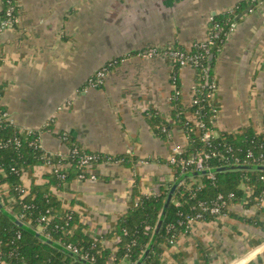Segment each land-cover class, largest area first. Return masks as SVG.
<instances>
[{"label": "crops", "instance_id": "0c3cea01", "mask_svg": "<svg viewBox=\"0 0 264 264\" xmlns=\"http://www.w3.org/2000/svg\"><path fill=\"white\" fill-rule=\"evenodd\" d=\"M240 1L17 0L14 26L0 28V102L14 126L41 131L51 121L52 128L41 134L50 154H68L66 140L71 137L90 152L138 158L134 167L97 163L95 180L76 179L69 191L56 193L65 208L78 214L89 235L103 236L104 246L113 245L115 235L107 234L133 204L135 175L143 194L158 193L174 174L168 163L174 147L187 145L181 125L173 124L167 138L150 128L146 115L151 109L169 117L173 66L165 57L143 52L176 43L190 49L207 36L212 16ZM258 1L242 13L214 67L219 131L250 125L258 132L264 129V1ZM116 57L121 60L105 83L89 86L91 75ZM194 78L192 67L181 68L186 104L194 94ZM23 170L27 190L34 181L46 183L51 174L44 164ZM8 186L3 184L2 191L11 212ZM160 260L264 264V200L254 206L232 204L227 216L197 221L191 232L166 247ZM118 264L137 262L123 257Z\"/></svg>", "mask_w": 264, "mask_h": 264}, {"label": "trees", "instance_id": "16d2710c", "mask_svg": "<svg viewBox=\"0 0 264 264\" xmlns=\"http://www.w3.org/2000/svg\"><path fill=\"white\" fill-rule=\"evenodd\" d=\"M257 1L242 0L233 8L212 16L213 18L209 21L207 36L211 37L216 32H219V35L214 38L213 44H210L209 53L201 48L197 41V45L194 44L190 49L179 43L173 45L174 48L193 54L199 53L202 56L200 65L194 70L196 89L194 100L197 102L184 103L180 79L181 64L173 62V76L170 80L175 88L170 97L169 117L160 110L151 109L147 112L146 118L152 132L161 138H167L173 124L183 126L187 137V147L183 149L182 157L192 156L206 147L202 137L205 130L209 129L215 136L212 139L213 145L207 147L208 150L215 149L225 152L228 146H232L234 152L241 157L243 164L264 162V156L263 160L245 159L246 152L250 148L257 157L264 154V129L258 132L253 125H250L236 132L219 131L216 122L218 109L213 106V97L216 92L214 67L217 58L228 40L232 26L237 24L245 10ZM10 6H13L14 16L18 15L17 0H2L0 20L6 18V11ZM14 21L16 22V20ZM217 24L219 28L216 27ZM159 50L163 52L164 48ZM116 59L119 63L121 57H116ZM2 61L3 56L0 50V65ZM95 74L96 71L91 76ZM0 111H6L1 102ZM189 114L202 121L205 128L194 130L195 126L189 121ZM49 128H52L51 121H48V124L41 131L25 137L18 127L7 120V117L0 115V262L3 264H85L77 261L71 253L65 251L67 244L72 243L84 251L92 252L96 257L95 264H107L111 249L103 245V236L93 237L89 235L84 230L85 225L80 223L78 214L72 209L65 208L57 194L52 192V188L69 191L70 185L79 178L80 174L85 173L86 177L89 176L85 172V167L80 164V157L83 154L95 152L83 149L75 139L67 138L66 141L70 150L66 156L63 154H46L47 159L53 163L59 161L72 163L65 172V179L59 177L57 173H51L47 176L48 180L44 184L34 181L28 189L29 193L13 206L10 215L2 210V207L8 209L3 196V184H8L10 192L17 196L19 191L15 188L22 186L19 171L29 166L46 164L42 154L30 145V142L36 141ZM16 135L21 136L20 146H16L15 143L9 146L2 145ZM74 148L78 150L76 153H72ZM228 153L233 154V152ZM99 154V163L118 162L124 167H134L138 161V158L129 157L126 154ZM169 165L174 168V174L171 179L161 183L160 190L156 194H143L140 188V177L135 175L132 190L133 204L107 234L108 237L115 234L121 237L116 254L117 264L123 257L130 258L133 263L140 260L152 241L155 228L161 218L163 220L162 225L144 262L145 264H163L160 258L166 247L171 245V239H178L182 233L191 232L186 231V226L180 225L179 221L185 219L188 214L193 215L199 211L198 203L200 200L216 201L220 193L227 195L230 192H235L236 195L231 201L235 202L246 197L249 206L259 205L264 200V170L221 171L213 173L215 178L207 176L206 173L184 179L176 188L167 211L163 213L172 185L183 174L180 164L172 165L169 163ZM208 165L211 169L218 168L224 166V162L215 156L208 160ZM199 182L203 184L201 188H199ZM247 188L252 190L249 197L246 195ZM47 209H50V214L54 215L50 224L40 220L41 214L47 213ZM11 215L17 218L22 217V224L20 225L13 220ZM214 217L216 216L206 214L205 219ZM39 225L46 226V230L38 231ZM169 225H174V227L169 229Z\"/></svg>", "mask_w": 264, "mask_h": 264}, {"label": "built area", "instance_id": "2783aa9c", "mask_svg": "<svg viewBox=\"0 0 264 264\" xmlns=\"http://www.w3.org/2000/svg\"><path fill=\"white\" fill-rule=\"evenodd\" d=\"M17 18H18V15L14 16V14H13V6H10L6 11V18L0 20V28L1 29L11 28L12 26H14V23H15L14 20H17ZM212 18L213 17H211L210 20ZM235 25L236 24H234L232 26L231 32H232V30H234ZM216 27L219 28V25L217 24ZM218 35H219V32H216L211 37L207 36V37H205V39L199 40L197 42L200 43L199 46L201 48H203L207 53H209V46H210V44H213L214 38L218 37ZM197 42H194V44L197 45ZM159 49H160L159 47H154V48H151L149 50H146L143 52V56L159 55V56H162V57L169 59L170 62L172 63V66H173V62H179L181 64V68L184 66H190L194 70L201 63V57L202 56L199 53H194V54L189 53L188 51H184V50H181L178 48H174L173 45L164 48L163 52H161ZM117 64H118V60L116 58H112L111 60L105 62L102 66H100L96 70V74L89 78V80H88L89 86L95 87V88L102 86L105 83L109 72ZM172 76H173V73H171L170 77H172ZM172 86L174 89L175 85L172 84ZM214 87L217 89L216 81H215ZM193 91L195 94V91H196L195 84L193 87ZM194 94L192 96L191 103L197 102V100H194ZM213 106H214V108L216 107L214 105V103H213ZM0 115L7 117L8 114L6 111H4V112L0 111ZM188 116H189V121L192 124H194V126H195L194 130L200 129V128H205V124L202 121L194 118L191 114H189ZM22 132H23V136L28 137L30 135L35 134L37 131L29 129V130H24ZM214 136L215 135L212 131H210L209 129L205 130L202 138L205 141L206 147H204L202 150L198 151L197 153H195L192 156H189L187 158L182 157L183 149L185 147H187V145H176L174 147V151H173L172 155L168 159L169 163L172 165L180 164L181 165V171L183 174L186 172H189V171H202L205 169L210 170L211 167L208 165V160L212 157H215V156H218L224 162V165L243 164L241 161L242 160L241 157L234 152V149L232 146H228L226 148L225 152L218 151L215 149L208 150L207 147H211L213 145L212 139L214 138ZM63 139H65V137ZM12 143H15L16 146H20L21 145V136L16 135V136L8 139L2 145L3 146H9ZM30 145L34 146V148L39 150V152L42 154V158L44 160H46L45 165L48 166L49 168H51V173H57L58 176L61 177L62 179L66 178L65 172L72 165V163L70 161H68V162L59 161V162L53 163L49 159H47L46 154H48V152H46L43 148L41 136H39L36 141L35 140L31 141ZM77 151H78L77 148H74L72 153H76ZM228 152H233V154H229ZM64 156H66V155H64ZM263 156H264V154H260L257 157L255 155L254 151L250 148L246 152L245 159L246 160H250V159H252V160H263ZM99 159H100V154L96 153V152L83 154L80 157V164L85 167V172H87L89 174V176L86 177L85 173H82V174H80V176L77 180H80V181L87 180V179L95 180L96 174L94 173L93 168L95 167V165L97 163H99V161H98ZM257 164H264V162L257 163ZM19 172L21 173V177L24 176L25 170H23V168ZM207 176L215 178V175L213 173H208ZM202 186H203L202 182H199V188H201ZM8 188H9L8 189L9 196H13L12 198H13V204L14 205L19 203L20 199H23L29 193L27 188H25L23 185L17 186L15 188L16 190L19 191V195H17V196H15V194H12L10 192L9 186H8ZM246 190H247V193H246L247 197L251 196L252 190L250 188H247ZM59 191H61V190H57V188L52 190V192L54 194H56V193L58 194ZM235 197H236L235 192H230L227 195L220 193L217 196L216 201L200 200L198 203L199 211H197L193 215L188 214L185 219H182L179 221V224L182 226L185 225L186 231H192V229L194 228L197 221L205 220L206 214L215 215L216 217L227 216L229 214V209H230L232 204L237 203V204H240L241 206H245L247 204L246 197H244L240 200H237L235 202L231 201ZM26 206L30 207L29 205H26ZM50 211H51L50 209H47V211H46L47 213H43L40 216V220L45 221L46 224H50L52 222V220L54 219V215L50 214ZM71 217H68V218L70 219ZM19 219L23 220L22 217H19ZM173 227H174V225L168 226L169 229H172ZM39 228L41 230H39ZM37 230L38 231H45L46 226L39 225L37 227ZM120 241H121V237L118 234H115V236L113 238V245L110 247L111 255L108 258L107 264H117L116 263V259H117L116 254L118 251V243ZM175 242H176V239H174V238L171 239V241H170L171 245L174 244ZM66 248L69 249L72 253L84 257L85 259H87L91 263H93V264L96 263V257L94 254H92V252H90L88 250L84 251L79 246L74 245L72 243L67 244Z\"/></svg>", "mask_w": 264, "mask_h": 264}, {"label": "water", "instance_id": "95a60500", "mask_svg": "<svg viewBox=\"0 0 264 264\" xmlns=\"http://www.w3.org/2000/svg\"><path fill=\"white\" fill-rule=\"evenodd\" d=\"M260 2L262 0H259ZM258 1V2H259ZM257 5V3L255 4H252L251 6H249L248 9L245 10V13H247L249 10L253 9L255 6ZM253 169H258V170H264V164H231V165H224V166H221V167H218V168H212V169H205V170H202V171H194V172H186L184 174H182L175 182L174 184L172 185L171 189H170V192L167 196V199H166V202H165V205H164V211L163 213H165L172 201V198H173V194L176 190V188L183 182L184 179H186L187 177L189 176H193V175H201V174H208V173H217V172H221V171H230V170H253ZM2 210L6 213V214H9L10 215V211L4 207H2ZM12 219L15 220L18 224H22L21 220L19 218H17L16 216L14 215H11ZM162 218L159 220L156 228H155V232H154V237L152 239V241L150 242L148 248L146 249V251L144 252V254L142 255V257L140 258V260H138L137 264H142L146 257L148 256L150 250L152 249V245L154 243V239L162 225ZM65 251L68 252V253H71L72 256L77 260V261H80V262H83L85 264H93L91 263L90 261H88L87 259H85L84 257L82 256H79L77 254H74L72 253L69 249L65 248Z\"/></svg>", "mask_w": 264, "mask_h": 264}, {"label": "rangeland", "instance_id": "374dc122", "mask_svg": "<svg viewBox=\"0 0 264 264\" xmlns=\"http://www.w3.org/2000/svg\"><path fill=\"white\" fill-rule=\"evenodd\" d=\"M205 37H207V36H205ZM203 39H205V38H203ZM203 39H201V40H203ZM109 60H111V58H110V59H108L107 61H109ZM107 61H106V62H107ZM104 63H105V62H104ZM39 229H40V228H39ZM40 230H41V229H40Z\"/></svg>", "mask_w": 264, "mask_h": 264}]
</instances>
